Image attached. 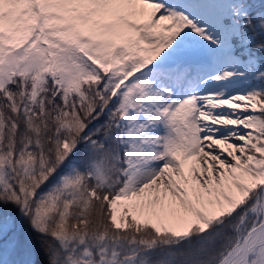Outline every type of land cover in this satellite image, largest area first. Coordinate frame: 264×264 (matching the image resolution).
Listing matches in <instances>:
<instances>
[{
	"label": "snow or ice",
	"instance_id": "snow-or-ice-1",
	"mask_svg": "<svg viewBox=\"0 0 264 264\" xmlns=\"http://www.w3.org/2000/svg\"><path fill=\"white\" fill-rule=\"evenodd\" d=\"M0 264H264V0H0Z\"/></svg>",
	"mask_w": 264,
	"mask_h": 264
}]
</instances>
